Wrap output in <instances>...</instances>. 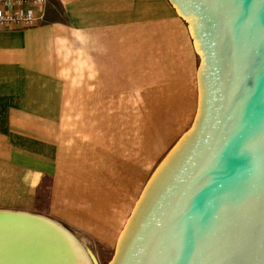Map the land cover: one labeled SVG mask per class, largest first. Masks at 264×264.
<instances>
[{"label":"crops","instance_id":"crops-1","mask_svg":"<svg viewBox=\"0 0 264 264\" xmlns=\"http://www.w3.org/2000/svg\"><path fill=\"white\" fill-rule=\"evenodd\" d=\"M42 13L0 32V211L117 245L194 123L199 58L169 0H46Z\"/></svg>","mask_w":264,"mask_h":264},{"label":"water","instance_id":"water-1","mask_svg":"<svg viewBox=\"0 0 264 264\" xmlns=\"http://www.w3.org/2000/svg\"><path fill=\"white\" fill-rule=\"evenodd\" d=\"M169 1L199 58L198 110L110 264H264V0ZM71 236L51 219L0 211V264H70L57 239Z\"/></svg>","mask_w":264,"mask_h":264},{"label":"built area","instance_id":"built-area-1","mask_svg":"<svg viewBox=\"0 0 264 264\" xmlns=\"http://www.w3.org/2000/svg\"><path fill=\"white\" fill-rule=\"evenodd\" d=\"M28 1H31V4L25 8L23 4ZM2 2L0 32L29 29L43 20L42 12L46 0H2Z\"/></svg>","mask_w":264,"mask_h":264},{"label":"rangeland","instance_id":"rangeland-1","mask_svg":"<svg viewBox=\"0 0 264 264\" xmlns=\"http://www.w3.org/2000/svg\"><path fill=\"white\" fill-rule=\"evenodd\" d=\"M50 8L51 14H60V8L54 2ZM154 174V173H153ZM152 174V175H153ZM152 177V176H151ZM65 227V226H64ZM67 228L74 237L82 244L84 249L91 255L92 264H110L116 249V245H101L94 242H90L89 238L85 235L75 232L74 230Z\"/></svg>","mask_w":264,"mask_h":264},{"label":"bare ground","instance_id":"bare-ground-1","mask_svg":"<svg viewBox=\"0 0 264 264\" xmlns=\"http://www.w3.org/2000/svg\"><path fill=\"white\" fill-rule=\"evenodd\" d=\"M8 223H15L14 220H6ZM46 235H50V232H46ZM52 235V234H51ZM71 244L69 245L68 242L64 239H57L58 243H63L66 246V249L70 248L73 251L70 264H92V260L89 257L88 253L84 249L81 243L74 237L71 236Z\"/></svg>","mask_w":264,"mask_h":264}]
</instances>
